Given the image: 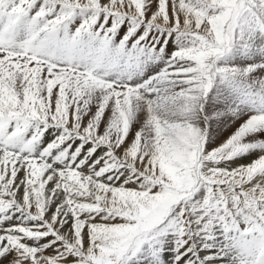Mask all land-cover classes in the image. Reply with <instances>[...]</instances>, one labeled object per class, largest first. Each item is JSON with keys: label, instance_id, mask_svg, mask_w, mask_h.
I'll list each match as a JSON object with an SVG mask.
<instances>
[{"label": "snow or ice", "instance_id": "6c2138e0", "mask_svg": "<svg viewBox=\"0 0 264 264\" xmlns=\"http://www.w3.org/2000/svg\"><path fill=\"white\" fill-rule=\"evenodd\" d=\"M0 264H264V0H0Z\"/></svg>", "mask_w": 264, "mask_h": 264}]
</instances>
